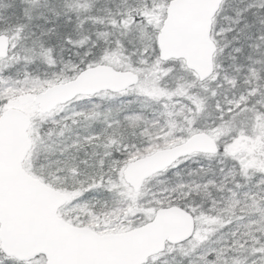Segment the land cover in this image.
Returning <instances> with one entry per match:
<instances>
[{
  "label": "snow or ice",
  "instance_id": "snow-or-ice-1",
  "mask_svg": "<svg viewBox=\"0 0 264 264\" xmlns=\"http://www.w3.org/2000/svg\"><path fill=\"white\" fill-rule=\"evenodd\" d=\"M0 264H264V0H0Z\"/></svg>",
  "mask_w": 264,
  "mask_h": 264
}]
</instances>
